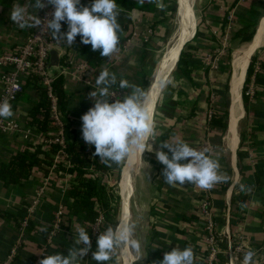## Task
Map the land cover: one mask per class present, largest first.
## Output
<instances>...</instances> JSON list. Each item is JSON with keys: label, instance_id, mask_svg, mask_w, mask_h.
I'll return each mask as SVG.
<instances>
[{"label": "crops", "instance_id": "crops-1", "mask_svg": "<svg viewBox=\"0 0 264 264\" xmlns=\"http://www.w3.org/2000/svg\"><path fill=\"white\" fill-rule=\"evenodd\" d=\"M178 1L176 0L175 10L177 17L181 5V1L179 5ZM251 1L201 0L196 29L193 21V35L191 34L189 40L185 41L181 50V53L185 50V61L189 63L191 77L186 78L176 72V64L170 75V77L174 75V78L171 81L170 77L168 78L170 82L167 80L160 93L161 97L166 87L167 92L164 91L162 95V104H159V99L152 116L154 135L149 142L153 144V151L146 149L140 158L142 166L133 168L130 172L132 178L128 183L129 192L125 198L124 217L136 224L135 238L141 242L143 257L140 259L130 245H125L116 247L106 264H118L119 261L121 264H153L174 247L179 249L191 247L194 264H206L204 220L199 214L202 189L187 182L175 186L167 184L163 176L164 165L155 157V150L160 147V142L165 140L171 142L176 139L188 143L197 150L209 149L208 154L218 161V174L225 178L214 184L211 189L215 220L224 238L219 242L222 252L218 254L215 264H243V257L247 252L253 253L252 264H264V177L260 180L256 178L257 169L264 173V43L254 50L248 61L243 52L242 56L235 57L232 70L231 65L227 64L228 54L231 52H224L227 44L233 47L241 40L234 38V34L248 23ZM174 2L175 0H139L131 11L130 35L111 59L99 66L92 65L82 52L72 47L54 49L57 53L63 52L64 55L75 58L77 62L85 60L89 64L90 71L86 78H78L72 74L62 75L69 109L68 126L70 132L78 136L81 144L89 145L82 137L81 116L94 105V99L89 93L96 89V76L106 68L115 74L116 85L120 79H124L130 86L139 87L144 73L148 72L152 50L156 44L164 40L167 30L171 27ZM15 6H22L26 14L31 16H39L41 11V8L35 6V0H0V76L4 71L1 54L8 48L23 43L33 28L22 29L10 19L9 14ZM193 10L196 15L194 4ZM259 19L247 45L264 38L263 15L262 31L258 35L259 38L252 41L258 32ZM148 29H151V34L146 40L145 34ZM126 34L128 33L125 32L124 35ZM130 37L132 41L129 44ZM253 57L256 58L246 83ZM161 59L160 57L159 62ZM237 74L242 76L241 86L239 79L234 83ZM245 83V93L249 100L247 108L244 105ZM227 84L228 119L225 131L221 132L212 126V118L223 109V92ZM116 85H113L110 91ZM148 86L144 89L145 93ZM238 91L241 93L240 104L236 100ZM130 92L131 89L126 88L125 96ZM38 98L34 87L28 84L12 106V115L19 123L21 133L0 131V166L8 163L15 152L26 148L29 143L41 144L40 131L29 123L31 110L40 103ZM165 105L174 106L173 113L167 114ZM234 118L237 129L231 130V121ZM239 151L243 152L242 159L239 158ZM134 154L136 163L141 153L135 151ZM131 155L132 152L125 158L119 175L120 206L117 223L124 208L122 183ZM44 176H46L44 170L34 166L31 175L20 183L7 184L0 180V264L9 254L10 245L19 236L20 222L27 203L35 197ZM143 177L144 182L138 188L139 209L136 210V219L132 199L135 186ZM71 183L65 177H58L48 188L36 208L34 222H37L38 228L35 224L30 227L25 243L21 245L22 248L13 264H29L36 257L42 256L44 229L51 224L60 204L67 208L66 216L69 218L70 215V224L57 233L53 243L47 247L46 255L55 252L67 254L70 248L79 247L74 244V240L77 229L82 225L77 219L72 218L70 204L64 201L66 190ZM243 196H246L244 202L241 200ZM93 241L91 239L92 248L77 261V264H95L92 260ZM238 245L241 246L240 251L235 249ZM233 254L237 258L232 257ZM220 258L223 259L222 262H219ZM127 260L128 263L125 262Z\"/></svg>", "mask_w": 264, "mask_h": 264}, {"label": "clouds", "instance_id": "clouds-1", "mask_svg": "<svg viewBox=\"0 0 264 264\" xmlns=\"http://www.w3.org/2000/svg\"><path fill=\"white\" fill-rule=\"evenodd\" d=\"M54 6L51 18L46 24L39 16L26 14L22 6H15L10 12V19L20 28H46L57 41L72 45L77 35L83 44H90L93 51L99 50L102 57H110L119 41L118 9L116 0H90L83 4L81 0H47ZM39 9L45 6L44 0H35ZM62 22L67 23V30L62 31ZM117 78L108 69L99 72L95 79L96 89L89 93L94 105L81 116L82 137L94 146L93 155L99 156L104 163L119 164L133 150L142 153L147 149L153 151L149 141L154 135V126L147 104L146 93L140 87H132L127 80L120 79L118 87L131 89L123 99L111 100L110 91L116 85ZM11 104L0 101V118L12 115ZM209 149L197 150L188 143L176 139L162 141L155 150L156 159L164 165V181L176 184L190 183L200 189H210L214 184L225 179L218 174V161L208 153ZM135 224L125 216L116 225L108 226L96 240L92 252L95 264H106L116 247L130 245L140 257H143L141 242L133 237ZM75 245L67 254L55 252L41 257L39 264H77L92 248L88 230L79 227L75 234ZM252 252L245 253L243 264H252ZM153 264H194L191 247L172 248L163 258Z\"/></svg>", "mask_w": 264, "mask_h": 264}, {"label": "built area", "instance_id": "built-area-1", "mask_svg": "<svg viewBox=\"0 0 264 264\" xmlns=\"http://www.w3.org/2000/svg\"><path fill=\"white\" fill-rule=\"evenodd\" d=\"M138 2L139 0H132ZM45 6L41 8L39 17L46 24V20L51 18V14L54 10V6L44 2ZM33 27L26 40L21 44H16L12 48H8L1 54V62L4 67V71L0 76V101L7 100L11 107L15 104L21 94L24 92L27 85L34 87L39 102H45L48 109V120L52 126L49 132H42L40 142L44 150L50 151L53 146L58 148L55 151L50 152V156L53 158V162L50 165V169L46 176L43 178L35 197L27 203L26 210L21 219V226L19 230V236L10 245V252L1 262V264H13L19 250L22 248V244L25 243V237L30 227L35 224L38 228L36 219V208L42 198L48 191V188L52 186L53 182L58 177H65L69 182H72L76 176V171L66 172L59 170L60 166L66 168H74L73 161L70 154L67 152V144L73 140H79L78 136L70 132L68 126V114L64 112L61 107L59 95L55 89L56 78L64 74H72L78 78L88 77L90 68L87 61L77 60L71 56H66L64 62L60 60V73L58 76L53 77L49 71L51 52L54 49H62L61 41L52 39L50 32L46 28ZM137 34V33H135ZM151 34V29L146 31V40H148ZM132 38L130 37L128 43L130 44ZM83 45L80 39L75 38L73 47L80 48ZM79 52H81L79 50ZM62 59L64 53L58 52ZM31 77L33 80L30 81ZM126 88H119L116 85L112 90V96L110 100L123 99L125 96ZM250 92V91H249ZM37 116H41L39 113ZM19 123L11 115L7 118H0V131H9L11 133H21ZM212 188L202 189V195L199 200V214L204 220L205 240H206V264H215L218 260V254L221 251L220 241H223V233L219 230L218 223L215 220L214 205L212 198ZM67 208L60 204L55 211L53 220L45 230V240L42 245V256L46 255L47 247L51 245L59 231L64 230L70 224V215L67 218ZM34 222V223H33ZM91 232L89 233L91 239H97V236L105 230L104 228V216L99 212L90 226ZM237 251L241 250V246L235 247ZM234 249V250H235ZM42 256H38L29 264H39V260ZM232 257L237 258L232 255Z\"/></svg>", "mask_w": 264, "mask_h": 264}, {"label": "trees", "instance_id": "trees-1", "mask_svg": "<svg viewBox=\"0 0 264 264\" xmlns=\"http://www.w3.org/2000/svg\"><path fill=\"white\" fill-rule=\"evenodd\" d=\"M82 5L90 3V0H81ZM118 9V23H119V41L115 52L123 45L126 38L131 33V11L137 6V2L132 0H116ZM176 10V2H174L171 16L174 17ZM250 18L248 23L235 32L234 38H239L241 40H250L255 27L257 25L258 19L264 10V0H252L250 4ZM260 21V19H259ZM259 24V23H258ZM62 31L67 30V23L62 22ZM127 32L128 34L124 35ZM166 36V35H165ZM77 39L80 36L77 35ZM62 45L66 48L73 47L68 45L64 41H61ZM188 44V43H187ZM186 44V45H187ZM79 50L85 55L86 59L94 66H99L108 62L110 57H102L99 55V50L93 51L90 44H83ZM67 55L63 56L61 62H64ZM185 50L182 51L180 59L177 63L176 72L181 76L186 78L191 77V69L189 63L185 61ZM231 55L228 54L227 64L230 65ZM256 57H253V61L248 68V78L252 70V66ZM148 72L144 73L143 81L140 84L141 89H145L147 86ZM33 80L31 77L30 81ZM246 83L244 86V105L245 108L249 105L248 95L245 93ZM55 89L59 95L60 104L62 109L66 114H69V109L67 107V93L64 89V77L62 75L58 76L55 81ZM224 105L221 113L216 114L212 118V126L224 132L227 127L228 110H229V92L228 84L226 85V90L223 92ZM165 107V112L167 114L173 113V107ZM41 116H37L38 114ZM68 121H70L68 116ZM35 129L42 132H49L52 126L48 120V109L45 102H40L36 104L30 113V120ZM58 147L53 146L50 151L42 149L41 144H31L29 143L26 148L15 152L8 163L2 164L0 166V180L7 184H17L23 179H27L32 172L34 166L41 167L45 173L49 171V167L53 162V158L50 156V152L55 151ZM67 152L73 161L74 168H66L65 166H60L59 170L66 172L76 171V176L72 183L66 190L64 201L70 204L71 216L77 219L88 232H91V224L101 212L104 216V228L108 226L117 224V217L119 213L120 206V194H119V175L124 164L122 160L119 164L116 163H104L100 160L99 156L93 155L94 148L90 145L81 144L77 140H73L67 144ZM243 152L239 151V158H243ZM264 177L262 170L257 169L256 178L260 180ZM246 196L242 197L244 202ZM96 240L93 241V251L96 248ZM114 250L112 251V253ZM253 259V258H252ZM223 259H219L222 262ZM253 261V260H252Z\"/></svg>", "mask_w": 264, "mask_h": 264}, {"label": "bare ground", "instance_id": "bare-ground-1", "mask_svg": "<svg viewBox=\"0 0 264 264\" xmlns=\"http://www.w3.org/2000/svg\"><path fill=\"white\" fill-rule=\"evenodd\" d=\"M179 2V1H178ZM193 0H182V6H181V11L179 13V22H178V29L176 31V33L173 35V39H172V42H174L175 39H177L174 43H171V45L169 47H167L166 51H165V54H163V57L161 58H164L163 59V65L166 64V65H169L170 64V61L167 60V57L170 55L173 56V62L174 60L177 59V56H178V51L179 49L182 47L183 43L188 39L190 38L193 34H192V29H193V18L194 15H193ZM191 20H192V23H191ZM261 22V21H260ZM258 27L260 28V23L258 25ZM258 28V30H259ZM196 29V27H195ZM195 29H194V32H195ZM193 32V33H194ZM258 33V32H257ZM192 34V35H191ZM263 34V32H262ZM264 36V35H263ZM255 38V37H254ZM259 38V37H258ZM264 43V38L262 40H258L256 42H250L249 45L245 46L243 48V53H245V57H246V61H248L250 55L254 52V50L258 47V46H261L262 44ZM239 52V50H237ZM236 51V52H237ZM237 52V53H238ZM240 53V52H239ZM238 55V54H237ZM239 56V55H238ZM242 56V55H241ZM169 58V57H168ZM238 58H241V57H238ZM237 58V59H238ZM162 60V59H161ZM162 62V61H161ZM234 62V61H233ZM159 77L157 78V80L154 82V80H151V89H150V92H149V97L148 99L145 101V103L147 104L148 108H149V111L153 108V102H156L157 99L159 98L160 96V92L158 91H155L156 90V87L158 86L157 84V81H158ZM236 79H239V86H241L242 84V76H239V74H237L234 78V83ZM161 80V79H160ZM236 100H238L239 104L241 102V93L238 91V93L236 94ZM239 106V105H238ZM151 113V112H150ZM231 130H233L234 128H236V121H235V118L231 121ZM237 129V128H236ZM232 134V133H231ZM236 136V135H234ZM231 137V136H230ZM237 141V140H236ZM235 141V142H236ZM134 152L135 150L132 151V155H131V160H130V164L127 166V172H126V175L124 176V181L122 183V193H123V199H124V215H125V207H126V202H125V198H126V195L128 194L129 192V182L131 181V178H132V175L130 174V172L132 171L133 167H134ZM123 211V210H122ZM121 211V212H122ZM125 248V247H124ZM126 251H127V247H126ZM128 252V251H127ZM128 254V253H127ZM125 254V256L127 255ZM131 254V253H130ZM128 259V257H127ZM126 260V257L125 259ZM129 260V259H128ZM128 260L125 261L128 263ZM132 261V260H130Z\"/></svg>", "mask_w": 264, "mask_h": 264}, {"label": "rangeland", "instance_id": "rangeland-1", "mask_svg": "<svg viewBox=\"0 0 264 264\" xmlns=\"http://www.w3.org/2000/svg\"><path fill=\"white\" fill-rule=\"evenodd\" d=\"M181 1V5H180V8H179V10H178V17L175 15L174 16V18H173V20H172V22H171V27L167 30V34H166V36H165V38H164V40H162L160 43H158V44H156L155 45V48L152 50V52H153V54H152V58H151V62L149 63V68H148V77H147V86L149 85V83H150V81L152 80V76H153V74H154V72H155V70H156V68H157V65L159 64V60H160V57H163V54H165V50L167 49V47H169L170 46V44H171V41H172V39H173V35L176 33V31H177V27H178V22H179V20H178V18H179V13H180V11H181V6H182V0H179V2ZM175 2H176V0H175ZM179 2H178V5H179ZM193 4H194V9H195V12H196V15L194 14V10H193V15H194V17H192L193 18V20L195 21L194 23H195V27L197 26V22L199 21V14H200V5H201V0H194V2H193ZM192 9H193V7H192ZM264 15V13L262 14V16ZM262 16H261V18H262ZM261 18H260V20H261ZM263 22V20H261V22L259 21V23H260V28H259V30H258V33L256 34V36H255V38L252 40V41H255L256 39H257V37H258V35L261 33V27H262V23ZM191 23H192V20H191ZM259 25V24H258ZM194 26V25H193ZM256 28V27H255ZM234 39V38H233ZM248 41L249 40H240L239 41V43L238 44H234V46L233 47H231V46H229L228 44L225 46V50H224V52H231L230 53V55H231V58H230V65H231V70H232V66H233V59H235V57H237L238 55H241L242 54V51H243V48L246 46V44L248 43ZM224 44V43H223ZM72 48H74V49H77V51H79V48H77V47H72ZM185 48V47H184ZM237 50H239V52L237 51ZM238 53H237V52ZM238 54V55H237ZM245 76V75H244ZM174 78V75H172L170 78H169V80L171 81V79H173ZM244 78V77H243ZM168 80V82H170ZM167 86V85H166ZM166 88V87H165ZM165 88H164V90H163V93L161 94V97H160V101H159V104H162V98H163V96L162 95H164V91L165 92H167V90H165ZM161 106V105H160ZM159 108L160 107H158L157 108V110H159ZM242 115V114H241ZM145 157L147 158L148 157V155L146 154L145 155ZM140 158H141V154H139V156H138V161H136V163L134 164V169L135 168H139L140 166H142L141 164H140ZM126 165V164H125ZM145 168H146V165H145ZM123 172H124V169H123ZM122 177H123V175H121V179H122ZM136 178V177H135ZM135 178H134V181H135ZM144 182V177H143V179L141 180V181H139L137 184H136V186H135V192H134V196H133V199H132V208L134 207V209H135V217H136V219H137V209H139V196H138V188L141 186V184ZM120 187H121V182H120ZM129 214V213H128ZM135 227H136V224H135ZM133 237L135 238V230H134V232H133ZM131 249L133 250V251H135L132 247H131ZM118 250H119V248H118ZM119 258V257H118ZM120 260V259H119ZM118 264H121L120 263V261H119V263Z\"/></svg>", "mask_w": 264, "mask_h": 264}, {"label": "water", "instance_id": "water-1", "mask_svg": "<svg viewBox=\"0 0 264 264\" xmlns=\"http://www.w3.org/2000/svg\"><path fill=\"white\" fill-rule=\"evenodd\" d=\"M176 40H177V39H175L174 42H175ZM187 40H189V38H188ZM187 40H186V41H187ZM174 42L171 41V43H174ZM184 43H185V42H184ZM184 43H183V45H184ZM170 45H171V44H170ZM183 45H182V47L179 49L177 59L174 60V62H173V56L170 57V55H171V54H170V55L168 56L169 58L167 57V59H166V61H165V62H167V60L170 61V64H169V65H166V64L163 65V62H164L163 59H164V58H162V60H161L162 62L160 61L159 64L157 65V68H156V70H155V72H154V74H153V76H152V80H154V82H155V81L157 80V78L159 77V79H158V81H157L158 86L156 87V90H155V91H157V92L159 91V92L161 93V91H162L164 85L166 84L168 78L170 77V75L172 74V72L174 71V69H175V67H176V64H177V61H178V59H179V56H180L181 50L183 49ZM165 51H166V50H165ZM60 60H61V58H60L59 54L57 53V51L53 50V51L51 52V59H50V65H49V71H50V74H51L53 77L58 76L59 73H60ZM160 79H161V80H160ZM151 82H152V81H150V84H151ZM150 89H151V85L148 86V89H147V91H146V99H145V101H146V100L148 99V97H149ZM159 99H160V96H159V98L157 99L156 102H153V108L151 109V118H152V116H153V114H154V111H155V109H156V106H157V103H158ZM145 101H144V102H145ZM73 161H74V159H73ZM127 161H128V159H127ZM127 161H126V163H127ZM124 167H125V166H124ZM124 167H123V168H124ZM122 218H124V208H123L122 214H121V216H120V220H121Z\"/></svg>", "mask_w": 264, "mask_h": 264}]
</instances>
